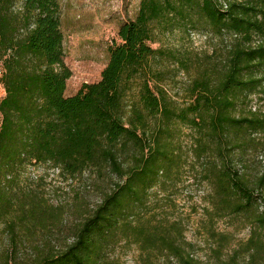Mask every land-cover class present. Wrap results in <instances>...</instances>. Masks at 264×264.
Here are the masks:
<instances>
[{"label":"trees","instance_id":"trees-1","mask_svg":"<svg viewBox=\"0 0 264 264\" xmlns=\"http://www.w3.org/2000/svg\"><path fill=\"white\" fill-rule=\"evenodd\" d=\"M19 1L16 11L15 0H0V224L9 239L0 264H110L121 243L138 247L147 264H202L182 221L170 220L157 198L186 165L208 188L202 228L214 262L264 264V173L239 166L247 150L264 147V113L251 110L252 97L264 95V0H140L100 80L71 97L61 0ZM174 31L220 46L201 56L152 48L158 33ZM169 64L192 73L181 102L162 86ZM37 166L108 184L93 207L84 198L53 206L20 187ZM70 213L76 221L66 226ZM222 219L249 230L230 254L233 236L216 232ZM65 227L71 242L57 246L51 239Z\"/></svg>","mask_w":264,"mask_h":264},{"label":"rangeland","instance_id":"rangeland-1","mask_svg":"<svg viewBox=\"0 0 264 264\" xmlns=\"http://www.w3.org/2000/svg\"><path fill=\"white\" fill-rule=\"evenodd\" d=\"M139 2L140 0H61L64 62L71 72V77L66 84L65 97L74 96L83 85L100 80L101 73L108 62V49L114 43H119L118 29L123 23L134 19ZM20 6V1L15 0L14 10L18 11ZM219 46V40L208 35L190 33L186 36L182 32L174 31V33H158L152 48L186 49L201 56L204 53L212 55ZM168 67L171 73L162 86L171 97L181 102L192 73L189 75L183 72L174 73L176 66L169 64ZM3 96L4 92L0 85V100ZM252 98L251 110L264 113V95ZM184 133L183 142L188 151L191 141L186 136L188 131L185 130ZM262 138L256 139L259 141ZM255 146L247 150L240 158L239 166L259 176L264 173V147ZM190 166L186 165L179 181L172 187L168 186L161 190L157 198L170 220H181L184 224V236L186 242L192 245L190 251L193 259L202 264H217L210 252L213 242L207 239L202 228L206 220L204 208L208 207L204 200L208 188L205 184L198 182V177ZM107 184L108 182L101 181L90 173H85L73 180H65L54 170L46 166H37L25 172L21 178L20 187L44 193L53 206L62 205L70 208L76 198H84L90 207L95 206L100 202V189ZM75 221V216L70 213L66 216L64 224L69 226ZM215 227L216 232L233 236L228 254L245 242L249 234L248 229L239 228L229 219L217 221ZM68 236L65 227L56 231L51 240L57 246L59 244L64 246ZM66 242L71 240L68 238ZM8 246L9 239L3 232V225L0 224V253L2 254ZM141 256L135 245L121 243L109 253L108 258L110 264H147L143 262ZM155 264L166 263L160 257Z\"/></svg>","mask_w":264,"mask_h":264}]
</instances>
